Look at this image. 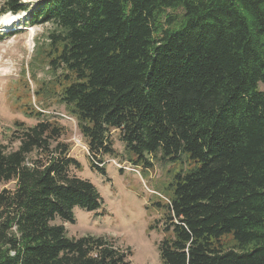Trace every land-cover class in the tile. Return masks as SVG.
<instances>
[{
  "label": "trees",
  "instance_id": "16d2710c",
  "mask_svg": "<svg viewBox=\"0 0 264 264\" xmlns=\"http://www.w3.org/2000/svg\"><path fill=\"white\" fill-rule=\"evenodd\" d=\"M1 13L51 22L59 101L78 121L92 166L120 140L136 165L150 156L191 166L174 174L164 264H264V0H1ZM0 144V264H129L114 241L69 236L56 217L99 209L94 183L48 119L17 124ZM96 159L97 162H96ZM232 235L234 248L222 238Z\"/></svg>",
  "mask_w": 264,
  "mask_h": 264
},
{
  "label": "rangeland",
  "instance_id": "374dc122",
  "mask_svg": "<svg viewBox=\"0 0 264 264\" xmlns=\"http://www.w3.org/2000/svg\"><path fill=\"white\" fill-rule=\"evenodd\" d=\"M26 1L35 7L40 0ZM2 4L0 0V10ZM29 12L0 11V144L8 150L18 147L19 141L13 138L19 122L33 125L48 119L63 127L60 140L70 145V155L81 162V168L71 166V172L91 180L104 203L97 210L77 206L74 222L56 217L54 223L64 224L69 236L92 235L114 241L127 251L129 264H164L159 245L166 235V209L156 204L169 202L174 174L181 168L187 170L189 160L184 157L182 162H173L150 156L151 167L136 165L120 140V130L112 129L116 151L102 156L104 171L93 167L77 119L59 101L58 83L64 79V70L53 69L49 62L50 34L57 27L51 22L32 24ZM14 187V182L0 185V189ZM222 244L234 248L232 235L224 236Z\"/></svg>",
  "mask_w": 264,
  "mask_h": 264
},
{
  "label": "built area",
  "instance_id": "2783aa9c",
  "mask_svg": "<svg viewBox=\"0 0 264 264\" xmlns=\"http://www.w3.org/2000/svg\"><path fill=\"white\" fill-rule=\"evenodd\" d=\"M125 167V166H124Z\"/></svg>",
  "mask_w": 264,
  "mask_h": 264
}]
</instances>
